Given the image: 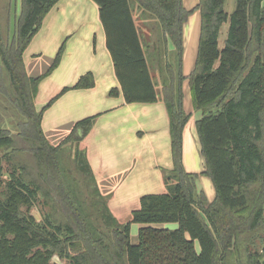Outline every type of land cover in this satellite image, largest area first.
Masks as SVG:
<instances>
[{"label": "trees", "instance_id": "16d2710c", "mask_svg": "<svg viewBox=\"0 0 264 264\" xmlns=\"http://www.w3.org/2000/svg\"><path fill=\"white\" fill-rule=\"evenodd\" d=\"M58 1L19 0L16 17L14 0H0V118L9 114L4 122L13 120L10 128L0 125V165L3 157L10 162L5 183L0 166V264H52L54 256L70 264H262L264 0H234L230 13L225 0H198L192 9L183 0H92L125 103L161 101L169 117L173 168L164 174L166 193L142 196L139 209L122 224L111 214L108 196L101 194L80 148L99 115L77 122L57 145L41 127L44 111L63 93L93 86L91 74L41 110L35 107L38 85L57 67L65 46L36 77L28 75L23 53ZM195 11L200 35L187 79L194 107L202 108L196 129L205 169L187 173L183 28ZM147 28L151 38L142 33ZM199 176L212 182L210 202L197 190ZM39 198L49 211L37 222L30 209ZM167 223L177 227L155 226ZM131 224L140 226L135 244Z\"/></svg>", "mask_w": 264, "mask_h": 264}, {"label": "crops", "instance_id": "0c3cea01", "mask_svg": "<svg viewBox=\"0 0 264 264\" xmlns=\"http://www.w3.org/2000/svg\"><path fill=\"white\" fill-rule=\"evenodd\" d=\"M14 3L17 17L18 0ZM197 3L198 0H183L186 9L194 8ZM193 16L198 20L192 21ZM135 20L140 24L138 18ZM195 22L196 26H193ZM226 24L221 26L219 35ZM145 33L151 34L148 28ZM185 33L189 38L194 33L196 39L183 41L182 74L186 79L182 83V108L189 119L182 133V164L187 173H201L205 169V160L196 122L202 116V108L194 107L187 79L197 58L199 11H195L184 24V38ZM62 45L65 48L59 64L38 85L34 101L36 109L40 96L44 102L39 105L44 106L88 73L93 78V86L71 89L57 98L42 115V131L50 143L57 145L77 122L99 115L88 135L80 142V148L101 194L108 196L111 214L121 224L129 222L132 212L139 209L142 196L166 193L164 174L173 168L168 111L161 101L125 103L106 48L98 7L92 0H59L55 4L23 53L28 75L36 77L43 74ZM156 74L152 72L153 77ZM111 90H117L118 94L110 95ZM196 187L204 192L209 202L213 200L214 187L208 177L199 176Z\"/></svg>", "mask_w": 264, "mask_h": 264}, {"label": "rangeland", "instance_id": "374dc122", "mask_svg": "<svg viewBox=\"0 0 264 264\" xmlns=\"http://www.w3.org/2000/svg\"><path fill=\"white\" fill-rule=\"evenodd\" d=\"M19 6H20V3H19V0H18V11H19ZM224 6H225V10L226 11L232 12V10L234 9V0H225V5ZM13 7L11 9L12 13H14L13 12V10H14ZM192 18H193L192 21H197L198 20L196 18V16H193ZM196 23L197 22L193 23V26H196ZM227 30H228V25L226 24L221 29V34L219 35V38H218L219 48H223V46H224V39L226 38ZM142 33L144 34V29H143ZM190 38H191V40H190ZM190 38L188 37V33L187 34L185 33V38L183 37V41H195L196 36L194 35V33H192ZM172 47H173L172 45L169 46V50H171ZM46 92H47V90H46ZM46 94L47 93H44V95H46ZM40 98H41V100H40ZM40 98L37 101V106H38L37 109L38 110H39V108H41L43 106V105H39V104L44 102L42 100L43 99L42 96H40ZM3 116L4 117H9V114L3 115ZM3 116L0 118V121L2 122V124H0V125H2L3 127H7V128L9 127L10 128L9 124L12 123L11 121H13V120L7 119V121L4 122ZM53 145H55V144H53ZM2 156H4V153L2 151H0V157H2ZM0 166H1V169L3 171V175H2L1 180L5 183L7 181V178H8V173L10 172V162H9V160L3 157ZM209 185L211 186L210 182H209ZM0 190H2V188H0ZM48 211H49V208L44 204L43 199L39 198L38 202L30 209V214L35 217L37 222H40L44 218V216L46 215V213ZM155 226H158L160 228H166V229H169V230H173V229H175L177 227V225L173 224V223L159 224V225H155ZM139 227L140 226L137 225V224H131L130 236H131V243L132 244L137 243V236L136 235H137ZM196 247H197V243H196ZM51 263L52 264H70L69 261L61 259V258H59L57 256H54L52 258Z\"/></svg>", "mask_w": 264, "mask_h": 264}, {"label": "water", "instance_id": "95a60500", "mask_svg": "<svg viewBox=\"0 0 264 264\" xmlns=\"http://www.w3.org/2000/svg\"><path fill=\"white\" fill-rule=\"evenodd\" d=\"M262 264H264V259L262 260Z\"/></svg>", "mask_w": 264, "mask_h": 264}]
</instances>
